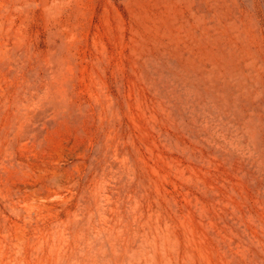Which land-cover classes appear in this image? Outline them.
Wrapping results in <instances>:
<instances>
[{
  "label": "rangeland",
  "instance_id": "1",
  "mask_svg": "<svg viewBox=\"0 0 264 264\" xmlns=\"http://www.w3.org/2000/svg\"><path fill=\"white\" fill-rule=\"evenodd\" d=\"M0 264H264V0H0Z\"/></svg>",
  "mask_w": 264,
  "mask_h": 264
}]
</instances>
